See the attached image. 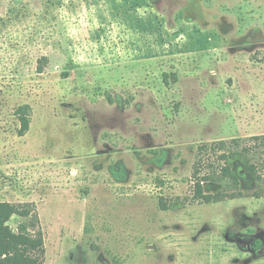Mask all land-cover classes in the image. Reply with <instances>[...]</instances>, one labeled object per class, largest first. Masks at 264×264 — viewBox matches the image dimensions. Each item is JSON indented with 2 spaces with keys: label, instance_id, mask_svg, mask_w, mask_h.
Segmentation results:
<instances>
[{
  "label": "rangeland",
  "instance_id": "rangeland-1",
  "mask_svg": "<svg viewBox=\"0 0 264 264\" xmlns=\"http://www.w3.org/2000/svg\"><path fill=\"white\" fill-rule=\"evenodd\" d=\"M258 135L264 0H0V202L44 264H264V197L193 189L200 146Z\"/></svg>",
  "mask_w": 264,
  "mask_h": 264
},
{
  "label": "trees",
  "instance_id": "trees-1",
  "mask_svg": "<svg viewBox=\"0 0 264 264\" xmlns=\"http://www.w3.org/2000/svg\"><path fill=\"white\" fill-rule=\"evenodd\" d=\"M43 60L47 58L40 61L39 73H43ZM172 77L177 80L175 74ZM31 110L29 105L16 110L20 137L30 131ZM199 151L193 174L195 201L220 203L251 193L256 198L264 197V135L204 144ZM211 153L217 157V162L207 164L202 156ZM206 168L208 171L204 173ZM243 176L252 183L250 191L244 185ZM186 201L161 198L160 208L177 212L185 208ZM13 220L17 222L15 228L10 224ZM45 252L44 234L35 205L0 202V264H44Z\"/></svg>",
  "mask_w": 264,
  "mask_h": 264
}]
</instances>
